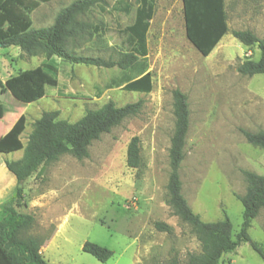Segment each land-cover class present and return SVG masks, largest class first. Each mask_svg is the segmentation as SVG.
Returning a JSON list of instances; mask_svg holds the SVG:
<instances>
[{
    "label": "rangeland",
    "instance_id": "1",
    "mask_svg": "<svg viewBox=\"0 0 264 264\" xmlns=\"http://www.w3.org/2000/svg\"><path fill=\"white\" fill-rule=\"evenodd\" d=\"M73 1L41 2L31 13L32 26L53 24L57 13ZM123 1L131 3L128 14L114 10L117 0H107L103 11L96 5L82 14L81 19L103 24L107 32L88 41H72L69 48L78 54L119 58L128 48L122 30L133 23L138 6V0ZM225 6L229 32L203 56L186 38L182 0H156L148 30L151 92L109 87L112 79L124 74L119 67L71 64L54 57L58 84L47 86L45 96L32 103L5 98L6 114L16 109L14 103L27 111L24 141L44 111L59 110V119L75 122L109 100L119 106L142 101L136 115L93 140L88 157L77 159L66 153L27 180L26 203L35 201L36 206L24 205L21 210L36 220L26 235L48 242L43 254L50 262L167 264L177 256L184 264L191 253L201 251L192 227L166 201L176 88L187 94L191 112L180 170L183 193L203 220L228 215L233 236L240 231L244 205L238 195L247 189L244 170L264 173V149L249 143L241 131H264V73L239 72L245 58H260V50L245 46L230 32L250 29L264 39V0H225ZM43 59L44 55H22L15 46H0V74H17ZM135 135L141 147L138 168L127 166L128 144ZM157 221L168 224L171 231L158 230ZM249 233L264 248V209L253 219ZM91 240L113 250V256L101 261L85 252L83 244ZM220 264H264V260L250 242H243L224 254Z\"/></svg>",
    "mask_w": 264,
    "mask_h": 264
},
{
    "label": "trees",
    "instance_id": "2",
    "mask_svg": "<svg viewBox=\"0 0 264 264\" xmlns=\"http://www.w3.org/2000/svg\"><path fill=\"white\" fill-rule=\"evenodd\" d=\"M51 0H0V44L2 47L20 48L22 55H44L40 65L27 68L9 76L0 85L11 91L16 99L32 103L46 94L47 86L58 84L59 67L54 57L71 64H87L98 67H119L124 74L120 79H112L109 87H122L128 91L151 92L153 73L149 71L148 30L156 10V0H138L135 19L122 32L126 34L128 48L117 59L102 56L78 54L69 48V43L81 39L88 41L95 35H103L106 26L92 24L81 19V15L98 6L105 9L107 0H74L63 7L56 15L53 24L34 28L31 13L41 4ZM115 11L130 13L131 3L117 0ZM186 36L203 56H208L227 32L228 13L225 0H183ZM233 34L247 47H258L260 58H245L238 70L242 75L253 76L264 73V39L250 29H233ZM185 92L173 90L175 128L169 148L170 174L167 185V203L173 213L188 223L201 243V251L191 253L184 264H220L224 254L234 251L241 243L250 242L252 248L264 260V248L252 240L249 233L252 221L264 209V173L244 170L247 180L245 194L238 195L244 205L243 222L240 231L233 233L230 218L205 221L196 213L183 193L181 179L182 162L185 159V146L190 127V104ZM142 101L117 105L109 100L96 109H88L75 122L59 119V110L44 111L34 122L28 140L24 145L21 134L25 129L22 115L12 129L0 139V152L9 153L24 149L23 156L7 160L8 169L16 176L22 186L5 202L0 209V264H54L41 253L43 240L26 235L35 223V216L18 208L25 199V183L41 171L44 164L56 161L66 153L77 159L89 156L93 140L111 131L124 119L136 115ZM247 141L264 149V131L241 129ZM140 137L131 138L127 150V166L138 168L141 165ZM160 231H171V227L157 221ZM83 250L101 261H107L114 251L99 243L86 241ZM167 264H183L177 256Z\"/></svg>",
    "mask_w": 264,
    "mask_h": 264
},
{
    "label": "crops",
    "instance_id": "3",
    "mask_svg": "<svg viewBox=\"0 0 264 264\" xmlns=\"http://www.w3.org/2000/svg\"><path fill=\"white\" fill-rule=\"evenodd\" d=\"M182 2H183V0H182ZM152 20H151V24H152ZM185 31H186V29H185ZM186 38H187V36H186ZM149 71H151V70L149 69ZM9 76L10 75L0 74V81L5 83L6 80L9 78ZM12 95L13 94L11 93V91L9 89L0 85V139L3 136H5L10 131V129L13 128V126L18 121V119L22 115H25L27 112L25 108L21 109V107H22L21 103H14V105H16V109L13 110L11 115L6 114V108H5V105H3V101H5V98L8 97L9 99L18 100ZM2 97H3V100H2ZM18 101H20V100H18ZM20 102H22V101H20ZM27 140H28V138H26V140L24 141L21 137V141L23 142L24 145L26 144ZM23 153H24V149H20V150L9 152V153L0 152V209H1V206L5 202L9 201L11 199V197H13L15 195L17 187L20 186V183L18 182L16 176L8 169L7 164H5V163L7 160H16V159L21 158L23 156ZM12 154L14 156H11ZM25 184H27V182ZM26 202H27L26 199L23 200L22 206H20L18 208L20 211H22L21 208L24 205L28 206V207L29 206H36L35 201H32L30 203H26ZM22 212H25V211H22ZM27 213H30V212H27ZM49 235H50V233H49ZM51 239H52V237H49L48 240H51ZM44 240H43L42 246H41V253L42 254H43L44 249L46 248L47 243H48V242H45ZM43 256H44V254H43Z\"/></svg>",
    "mask_w": 264,
    "mask_h": 264
},
{
    "label": "water",
    "instance_id": "4",
    "mask_svg": "<svg viewBox=\"0 0 264 264\" xmlns=\"http://www.w3.org/2000/svg\"><path fill=\"white\" fill-rule=\"evenodd\" d=\"M0 46H1V44H0ZM23 185V183H20V186H22Z\"/></svg>",
    "mask_w": 264,
    "mask_h": 264
}]
</instances>
